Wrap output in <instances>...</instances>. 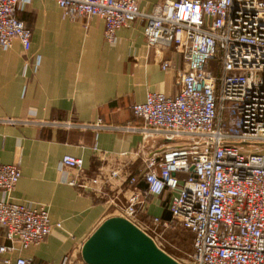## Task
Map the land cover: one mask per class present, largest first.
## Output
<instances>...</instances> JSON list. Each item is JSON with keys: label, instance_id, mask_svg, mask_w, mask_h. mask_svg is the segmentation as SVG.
Returning a JSON list of instances; mask_svg holds the SVG:
<instances>
[{"label": "built area", "instance_id": "2783aa9c", "mask_svg": "<svg viewBox=\"0 0 264 264\" xmlns=\"http://www.w3.org/2000/svg\"><path fill=\"white\" fill-rule=\"evenodd\" d=\"M30 1L0 0L1 50L15 39L23 53L28 51L30 31L15 12ZM53 2L62 18L101 20L109 45L119 29L140 21L149 48L181 54L185 69L174 72L176 95L148 93L129 109L143 129L194 138L150 155L138 177L118 168L92 174L80 158L65 155L59 170L71 176L64 182L94 192L125 176L128 195L118 206L120 217L140 230L137 216L145 213L147 198L170 194V220L155 217L149 227L168 229L176 223L187 231L190 264H264V0L165 1L149 13L140 11L135 0ZM19 177L16 166L0 164V194L8 198ZM138 180L147 185L145 196ZM0 226L8 243L0 245V255L14 244L19 251L37 246L60 228L50 224L44 206L8 199L0 200ZM2 263L11 264L8 259ZM68 263L63 259L60 264ZM12 264L31 263L19 257Z\"/></svg>", "mask_w": 264, "mask_h": 264}, {"label": "crops", "instance_id": "0c3cea01", "mask_svg": "<svg viewBox=\"0 0 264 264\" xmlns=\"http://www.w3.org/2000/svg\"><path fill=\"white\" fill-rule=\"evenodd\" d=\"M135 1L149 13L158 3L176 0ZM15 17L29 29L30 46L23 53L14 39L7 50L0 49V164L16 166L20 177L8 198L0 194V200L44 206L50 224L60 228L26 250L14 244L0 255V264L19 257L31 264H60L75 258L102 221L120 217L118 206L128 195L125 176L94 192L68 186L64 178L71 172L59 170L61 157L80 158L92 174L118 168L138 177L150 155L181 139L143 129L129 107L144 102L148 93L174 97V72L185 65L173 48H149L140 21L119 29L109 45L101 20L62 18L53 0L20 4ZM142 183L138 180L137 188L145 196ZM169 202L170 194L148 197L138 223L149 227L152 218L165 220ZM4 233L0 226V245L7 246Z\"/></svg>", "mask_w": 264, "mask_h": 264}, {"label": "water", "instance_id": "95a60500", "mask_svg": "<svg viewBox=\"0 0 264 264\" xmlns=\"http://www.w3.org/2000/svg\"><path fill=\"white\" fill-rule=\"evenodd\" d=\"M79 257L83 264H179L122 217L102 221L82 243Z\"/></svg>", "mask_w": 264, "mask_h": 264}, {"label": "rangeland", "instance_id": "374dc122", "mask_svg": "<svg viewBox=\"0 0 264 264\" xmlns=\"http://www.w3.org/2000/svg\"><path fill=\"white\" fill-rule=\"evenodd\" d=\"M193 140L194 138L192 137L182 138L180 144L186 145ZM141 229L152 238L156 246L169 257L179 264H190L191 235L176 223H172V226L168 229L145 226H142ZM78 254L79 252L77 251L75 258L71 261L72 264H83Z\"/></svg>", "mask_w": 264, "mask_h": 264}, {"label": "trees", "instance_id": "16d2710c", "mask_svg": "<svg viewBox=\"0 0 264 264\" xmlns=\"http://www.w3.org/2000/svg\"><path fill=\"white\" fill-rule=\"evenodd\" d=\"M168 213H169V212H168ZM164 219H165L166 221H167V220H170V214H169L168 217H166V218H164ZM78 257H79V254H78ZM79 258H80V257H79ZM71 261H73V260H69V263H70V264H72Z\"/></svg>", "mask_w": 264, "mask_h": 264}]
</instances>
